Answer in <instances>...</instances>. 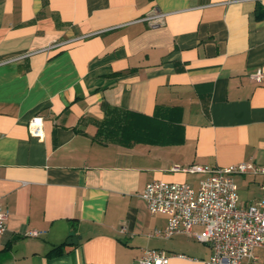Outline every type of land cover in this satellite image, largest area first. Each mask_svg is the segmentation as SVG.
Here are the masks:
<instances>
[{
    "label": "crops",
    "instance_id": "crops-1",
    "mask_svg": "<svg viewBox=\"0 0 264 264\" xmlns=\"http://www.w3.org/2000/svg\"><path fill=\"white\" fill-rule=\"evenodd\" d=\"M260 11L264 0H0V264H136L167 241L148 237L167 218L148 211L147 184L202 178L174 167L263 165L264 79L249 78L264 72ZM154 13L163 24L143 21ZM104 106L156 126L107 142ZM234 181L250 196L240 206L259 198L263 177ZM206 247L168 264H202Z\"/></svg>",
    "mask_w": 264,
    "mask_h": 264
},
{
    "label": "built area",
    "instance_id": "built-area-1",
    "mask_svg": "<svg viewBox=\"0 0 264 264\" xmlns=\"http://www.w3.org/2000/svg\"><path fill=\"white\" fill-rule=\"evenodd\" d=\"M165 14L154 13L143 21L150 26L163 24ZM261 83L264 72L259 69L249 77ZM32 138L42 139V119L34 118L28 125ZM175 172L198 175L202 178L196 186L187 183L152 182L146 185L141 198L151 214L167 218L162 232L154 236L168 240L175 235H185L210 248L209 257L202 264H257L254 249H264V181L260 196L247 206H240L235 176H260L264 179V164L251 161L226 168L203 165L174 167ZM7 214L2 210L0 197V246L6 231ZM36 236V232H31ZM178 259L184 258L176 255ZM164 251L145 250L136 264H168Z\"/></svg>",
    "mask_w": 264,
    "mask_h": 264
},
{
    "label": "trees",
    "instance_id": "trees-1",
    "mask_svg": "<svg viewBox=\"0 0 264 264\" xmlns=\"http://www.w3.org/2000/svg\"><path fill=\"white\" fill-rule=\"evenodd\" d=\"M257 17L264 18V11H260ZM104 113L105 118L98 126L97 135L110 143L128 145L130 140H148V130L156 126L154 119L142 117V122L138 123L130 120V113L115 108L104 106ZM64 246V244L56 246L49 251L47 257L61 256Z\"/></svg>",
    "mask_w": 264,
    "mask_h": 264
},
{
    "label": "rangeland",
    "instance_id": "rangeland-1",
    "mask_svg": "<svg viewBox=\"0 0 264 264\" xmlns=\"http://www.w3.org/2000/svg\"><path fill=\"white\" fill-rule=\"evenodd\" d=\"M236 182L240 185L239 179H236ZM239 196L241 201H245L250 198L249 195L245 192V189L242 186H239ZM165 242V250L168 256L173 255H183L186 259L201 260L206 257L207 247L204 244H201L195 241L192 238H189L185 235L174 236L168 239ZM254 256L258 258L257 264H264V249L256 248L254 249Z\"/></svg>",
    "mask_w": 264,
    "mask_h": 264
},
{
    "label": "water",
    "instance_id": "water-1",
    "mask_svg": "<svg viewBox=\"0 0 264 264\" xmlns=\"http://www.w3.org/2000/svg\"><path fill=\"white\" fill-rule=\"evenodd\" d=\"M78 240H79L78 237H72V238H69V239H67V241H66V245H67V246H75V245L78 244Z\"/></svg>",
    "mask_w": 264,
    "mask_h": 264
}]
</instances>
